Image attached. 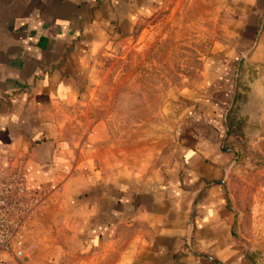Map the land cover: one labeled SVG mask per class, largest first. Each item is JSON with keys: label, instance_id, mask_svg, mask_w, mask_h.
<instances>
[{"label": "crops", "instance_id": "0c3cea01", "mask_svg": "<svg viewBox=\"0 0 264 264\" xmlns=\"http://www.w3.org/2000/svg\"><path fill=\"white\" fill-rule=\"evenodd\" d=\"M166 1L0 0V169L18 167L44 192L25 257L0 264H249L225 191L223 108L192 107L187 121L184 110L172 151L130 170L123 153L137 163V143L110 142L84 102L91 58ZM227 4L225 45L211 49L223 60L208 80L264 105V0Z\"/></svg>", "mask_w": 264, "mask_h": 264}, {"label": "rangeland", "instance_id": "374dc122", "mask_svg": "<svg viewBox=\"0 0 264 264\" xmlns=\"http://www.w3.org/2000/svg\"><path fill=\"white\" fill-rule=\"evenodd\" d=\"M230 8L227 0H167L139 19L131 35L93 56L79 85L91 119L100 121L107 139L137 143L131 153L137 163L130 164V151L123 153L130 170L172 151L184 110L187 121L192 107L223 108L225 147L233 153L225 191L235 236L249 264H264V105L241 94L235 99L216 94L208 80L215 72L211 62L223 60V51L211 49L216 41L225 45ZM226 75L218 69V76ZM59 237L65 238V229Z\"/></svg>", "mask_w": 264, "mask_h": 264}, {"label": "built area", "instance_id": "2783aa9c", "mask_svg": "<svg viewBox=\"0 0 264 264\" xmlns=\"http://www.w3.org/2000/svg\"><path fill=\"white\" fill-rule=\"evenodd\" d=\"M43 198L44 192L25 187L18 167L0 169V263L3 255L25 257V231Z\"/></svg>", "mask_w": 264, "mask_h": 264}]
</instances>
